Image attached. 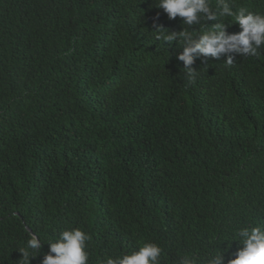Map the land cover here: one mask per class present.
Returning a JSON list of instances; mask_svg holds the SVG:
<instances>
[{
	"label": "trees",
	"instance_id": "16d2710c",
	"mask_svg": "<svg viewBox=\"0 0 264 264\" xmlns=\"http://www.w3.org/2000/svg\"><path fill=\"white\" fill-rule=\"evenodd\" d=\"M158 3L0 0V264H22L30 233L41 264L73 228L91 236L88 264L145 242L160 264L219 248L227 261L239 229L264 225V46L198 58L190 82L183 42L154 31L192 29ZM229 3L264 14V0Z\"/></svg>",
	"mask_w": 264,
	"mask_h": 264
},
{
	"label": "clouds",
	"instance_id": "9594fccd",
	"mask_svg": "<svg viewBox=\"0 0 264 264\" xmlns=\"http://www.w3.org/2000/svg\"><path fill=\"white\" fill-rule=\"evenodd\" d=\"M157 8L163 9L168 18H182L183 25H188L191 31L183 27L181 31H170L156 25L157 39L163 42L178 40L183 42L182 51L177 56L183 62V69L194 81L196 70L192 67L196 59L211 57L220 60L222 57L231 65L236 56H257L259 49L264 46V14L240 8L234 11L229 0H159ZM233 18L239 25L240 31L229 33L231 24L221 22V18ZM218 21L207 30L198 32L193 30L194 24L201 21ZM238 238V239H237ZM91 236L79 228L62 230L59 236L49 245L41 264H88V243ZM242 247H238L233 254L234 258L227 259L226 248L217 249L204 259L196 256L184 255L179 264H264V225L244 227L239 229L233 238ZM40 236L30 233L26 245L18 251L22 254V264H31V260L42 247ZM163 249L154 242H145L138 250L123 256H108L103 264H160Z\"/></svg>",
	"mask_w": 264,
	"mask_h": 264
}]
</instances>
